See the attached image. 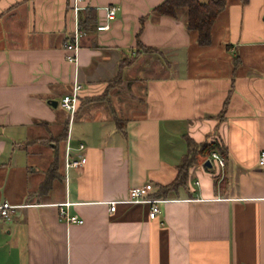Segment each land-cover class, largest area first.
I'll return each instance as SVG.
<instances>
[{"label":"crops","instance_id":"obj_1","mask_svg":"<svg viewBox=\"0 0 264 264\" xmlns=\"http://www.w3.org/2000/svg\"><path fill=\"white\" fill-rule=\"evenodd\" d=\"M161 1L80 0L95 25L118 9L81 29L72 63L70 0H0V203L14 206L0 264H264V0H225L203 46ZM187 140L221 147L223 165L197 155L152 219L144 203L108 212L131 186L171 183Z\"/></svg>","mask_w":264,"mask_h":264},{"label":"trees","instance_id":"obj_2","mask_svg":"<svg viewBox=\"0 0 264 264\" xmlns=\"http://www.w3.org/2000/svg\"><path fill=\"white\" fill-rule=\"evenodd\" d=\"M224 2L225 0H162L152 8V11L161 15L174 17L176 10L183 8L185 12L183 20L184 28L186 30H194L196 33V44L203 46L209 43L210 27L216 15L222 9ZM239 2L243 4L246 0H239ZM78 24L82 30L94 26V11L91 9L82 10L78 18ZM136 48L145 52L151 50L148 47L140 45L139 42H136ZM121 66L122 64H120V68ZM120 68H118L116 76ZM186 147V153L176 167V174L173 181L167 185L159 186L158 190L150 194V196L164 195L171 187L183 184L186 169L194 162L197 155H207L211 150H216L220 154L222 153V148L213 142L193 144L192 141L187 140ZM55 171V162H52L46 170L43 181L40 183V189L43 190L49 187L52 178L56 174Z\"/></svg>","mask_w":264,"mask_h":264},{"label":"built area","instance_id":"obj_3","mask_svg":"<svg viewBox=\"0 0 264 264\" xmlns=\"http://www.w3.org/2000/svg\"><path fill=\"white\" fill-rule=\"evenodd\" d=\"M79 1L80 0H70L69 11L72 17L73 28L70 39L63 44V49L66 51V53L64 54V58L66 61L72 63H74L75 61V54L78 47V35L81 32V28L78 24ZM117 9L118 7L113 4L104 6L105 22L96 24L95 29H106V19L111 18ZM80 89V83L76 79H73L70 83L68 91L64 93L58 100V105L63 110L67 111L70 116L75 110ZM79 147H81V145H79ZM207 158L218 167H221L223 165V159L216 150L209 151ZM76 163V161L68 160L67 162H65V166L75 165ZM257 164L264 167V146L258 151ZM151 191L152 185L149 182L131 186L127 189L124 197L106 201L108 212L113 211L114 206L117 203H144L148 205L147 216L148 218L152 219L158 211L157 203L161 201V199L150 196ZM67 205V202L59 204V215L61 217H64L65 220H75L77 222H80V219H77L75 216H71L66 213L62 206L65 207ZM13 207V205H10L6 202L0 203V218L6 217L9 212L12 211Z\"/></svg>","mask_w":264,"mask_h":264},{"label":"water","instance_id":"obj_4","mask_svg":"<svg viewBox=\"0 0 264 264\" xmlns=\"http://www.w3.org/2000/svg\"><path fill=\"white\" fill-rule=\"evenodd\" d=\"M49 103H50L52 106L55 105V102H54V101H50ZM203 164L206 165V166H210V162L208 161V159H205Z\"/></svg>","mask_w":264,"mask_h":264}]
</instances>
